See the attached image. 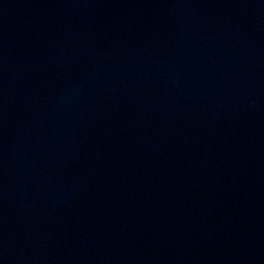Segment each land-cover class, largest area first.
Masks as SVG:
<instances>
[{
  "label": "water",
  "instance_id": "obj_1",
  "mask_svg": "<svg viewBox=\"0 0 264 264\" xmlns=\"http://www.w3.org/2000/svg\"><path fill=\"white\" fill-rule=\"evenodd\" d=\"M0 264H264V0H0Z\"/></svg>",
  "mask_w": 264,
  "mask_h": 264
}]
</instances>
